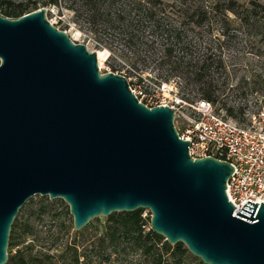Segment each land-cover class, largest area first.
Masks as SVG:
<instances>
[{
	"label": "water",
	"instance_id": "water-1",
	"mask_svg": "<svg viewBox=\"0 0 264 264\" xmlns=\"http://www.w3.org/2000/svg\"><path fill=\"white\" fill-rule=\"evenodd\" d=\"M47 10L0 14V264L19 208L37 194L62 199L75 231L148 209L155 233L205 264H264V203L233 213L232 165L192 158L173 108L138 101Z\"/></svg>",
	"mask_w": 264,
	"mask_h": 264
},
{
	"label": "trees",
	"instance_id": "trees-1",
	"mask_svg": "<svg viewBox=\"0 0 264 264\" xmlns=\"http://www.w3.org/2000/svg\"><path fill=\"white\" fill-rule=\"evenodd\" d=\"M0 4L5 7V16L16 18L40 7H47L48 14L52 7L59 12L66 10L94 47L109 53L106 61L112 71L125 69L126 78L137 76L141 80L147 69L156 70L158 85L177 80L197 99L213 105L221 103L227 116L243 114L241 108L237 112L227 103L225 93L230 88L226 81L218 83L226 74L223 46L214 51L208 44L214 39L225 43L232 38V21H237L243 33L262 34L259 28L264 23V0H0ZM234 91L230 89V93ZM252 92L264 99V85L254 87ZM144 210L111 213L101 240L113 243L119 237L133 238L149 264H205L182 243L171 245L151 228L146 231ZM16 222L17 217L11 226L5 264H58V253L34 255L28 247L14 250L19 244ZM21 230L27 233V225ZM71 249L70 260L78 264L75 246L68 245L65 251Z\"/></svg>",
	"mask_w": 264,
	"mask_h": 264
},
{
	"label": "rangeland",
	"instance_id": "rangeland-1",
	"mask_svg": "<svg viewBox=\"0 0 264 264\" xmlns=\"http://www.w3.org/2000/svg\"><path fill=\"white\" fill-rule=\"evenodd\" d=\"M50 9L52 10H50V14L47 13V18L53 25L65 31L74 42L84 44L90 51H97L98 67L102 73L114 72L126 75L125 69L112 71L110 64L106 61L109 53L103 54L101 50L94 47L92 41L71 21V14H68L66 10L59 12L56 7ZM4 10L5 7L0 4V14L3 16H5ZM65 24L68 26L64 27ZM230 29L235 33L232 38H228L225 43L222 39L219 42L214 39L208 46L212 47L214 51H218L219 45L223 46L226 74L219 77L218 83L226 81L227 89L235 88L233 94L229 89L225 95L228 98L226 99L227 103L234 105L237 112L239 108L242 109L241 116L238 113L237 118L229 116L240 122L239 118L243 115L253 113L264 106V99L257 92H252L254 87L264 85V23L259 28V32L262 33L259 35L241 32L237 21H232ZM156 75V70L147 69L141 75V80L137 76L127 77L129 86L136 89L142 102H147L148 97L157 86L166 83L161 82L158 85ZM244 75L246 77L241 79V76ZM167 84L171 93L181 96L186 101L193 103L197 100L195 93L181 88L177 80H171ZM214 107L219 113L226 114L221 103L214 104ZM183 115L181 118L184 120V117L191 114L184 110ZM142 214L146 218L145 230L147 231L150 228V212L145 209ZM16 217V235L19 244L14 250H23L28 247V251L34 255L45 251L58 253V264H72L70 254L74 247L69 251H65V249L68 245H73L79 255L78 264H149L147 258L137 249V242L133 238L119 237V240L113 243L101 240L108 217H95L85 227L74 233L73 218L69 207L60 198L51 199L47 195H34L19 208ZM24 224L27 225V233L21 230ZM61 252L62 255H60ZM188 263L196 264L194 261H188Z\"/></svg>",
	"mask_w": 264,
	"mask_h": 264
},
{
	"label": "built area",
	"instance_id": "built-area-1",
	"mask_svg": "<svg viewBox=\"0 0 264 264\" xmlns=\"http://www.w3.org/2000/svg\"><path fill=\"white\" fill-rule=\"evenodd\" d=\"M129 87L142 102L136 89ZM142 103L148 107L173 108L174 127L180 138L190 142L188 152L192 158L210 156L232 165L234 170L227 180L226 194L234 205L233 213L240 211L247 201L264 203V106L237 122L219 113L205 99L190 103L171 93L167 83L157 86L147 102ZM184 110L191 115L183 120Z\"/></svg>",
	"mask_w": 264,
	"mask_h": 264
}]
</instances>
